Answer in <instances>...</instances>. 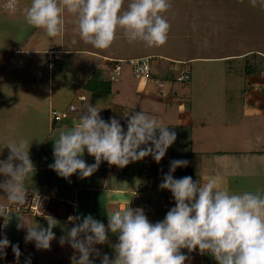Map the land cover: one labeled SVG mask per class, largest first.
<instances>
[{
  "label": "clouds",
  "instance_id": "obj_1",
  "mask_svg": "<svg viewBox=\"0 0 264 264\" xmlns=\"http://www.w3.org/2000/svg\"><path fill=\"white\" fill-rule=\"evenodd\" d=\"M250 3L256 7L258 0ZM123 5L124 0H31L23 16L27 26L43 29L53 38L64 30L62 13H73L74 31L96 49L109 48L118 28L129 43L140 41L147 47L166 43L170 24L162 14L171 7L169 0H130L126 9ZM100 111L88 103L77 124L59 130L53 144L54 162L48 165L58 176L68 179L78 172L79 178H87L102 161L123 168L151 155L159 163L176 140L174 131L143 110L127 115L126 129L115 117L103 119ZM4 147L9 154L0 159V175L4 177L0 180L4 195L0 197L9 206L0 205V228H6L13 216L9 208L19 210L29 199L25 181L35 170L24 139H10ZM85 150L95 163L87 164L82 158ZM187 165L185 159H173L163 175L159 188L172 193L175 206L161 221L150 222L142 208H132L130 203L123 211L107 212V224L91 214L69 216L67 220L74 226L59 238V244L67 243L79 254L78 258L73 256V264H95L93 257L99 258L100 264H185L188 256L182 249L189 253L198 249L217 264H264V190L230 192L221 188L214 176L203 183L188 175L174 178L176 169ZM41 205L40 201V211ZM15 216L17 228L26 229L25 243L34 242L37 250L50 249L56 239L55 218L47 216L44 227ZM109 232L118 238L110 245L112 257L95 247L109 241ZM10 244L6 236L0 239V254ZM12 248L19 258L18 245ZM26 264H31L30 258Z\"/></svg>",
  "mask_w": 264,
  "mask_h": 264
},
{
  "label": "crops",
  "instance_id": "obj_2",
  "mask_svg": "<svg viewBox=\"0 0 264 264\" xmlns=\"http://www.w3.org/2000/svg\"><path fill=\"white\" fill-rule=\"evenodd\" d=\"M19 1L29 2L28 5L31 3V0H0V13H12L17 12L18 10V12L23 14V9L28 5L25 6V3L20 4ZM4 3L5 6L2 5ZM128 3H130V0H124V9H126ZM169 3L171 4L169 10H171L172 13L180 12V8H182L180 4L189 5L191 7L190 12L193 14L199 13L196 18L194 17V20H191L194 29L193 33L196 34V28L199 29L198 27L201 26L199 32L203 35V40L208 39V45L199 42L197 43V47L195 45V48L196 50H200L199 47H206L207 49H204H209L210 53L212 51L210 55L202 56L200 53L193 51L192 56H168L167 53L161 54L160 56H152L154 53L152 52L151 47L139 44L140 42L138 41L129 43L124 36L123 31L119 28L116 32V38L109 48L96 49L91 44L85 43L76 32H71V29L75 28L74 20L70 18L69 25L71 27H66V23H68L66 19H68L69 16L68 12L65 11L62 13L64 30L60 35L53 38L48 37L46 40L41 41L37 36V42L39 45L36 46V42L33 45H30L29 48L31 52H28L27 50L24 52L23 49H17L19 53H24V56L14 57L11 59V64L13 66L14 63H16L14 67L18 70L20 76L23 73L27 75L28 72L31 71L32 76L37 78L42 76L46 61L48 62L47 66H49L50 69L54 68L56 69L55 71L58 72L57 63L58 60L62 59L61 56L59 58V55H70L65 56L70 65L69 70L70 73H77L76 77H78V80L74 83L73 88L69 90L67 89L65 92L68 91V93H72L74 96L76 94V97L77 95L85 96L84 98L79 97L80 100L86 104L91 103L98 109H101L100 116H102L101 113H104V115L107 116V119L108 117H115L126 129L128 114L143 110L151 115L157 109L156 106L150 104V102L153 101V96L148 92V95L145 94L148 96L147 100L144 92H142V90L146 88V85L150 84V78H138L141 83L138 85L137 89H135L132 83H129L127 78L124 80L120 78L114 81L110 80V70L112 63L115 60L123 61L125 58L132 60L142 57H150L151 60L159 58L161 61L157 70L151 62L154 71L152 76L154 77V81L155 78H163V73L174 70L176 64L185 65V70L183 71L187 70L190 72L186 65L188 63L228 62V75L233 77L234 75L236 76L235 80L227 82L223 89L226 90L228 88L226 91L233 93L236 98L240 99L237 106L232 108V111H235V114L238 115V122L235 121L234 117L232 121H229L230 117H226L222 122L213 121L212 119L207 118L206 115H202L201 111L198 112L193 105L188 107L187 103L185 104L183 101H181L176 107L165 104L162 108L164 110L163 115L158 116L156 120L161 125H167L170 131L176 133V137L180 134V151H186L184 155L194 154L193 157H195L189 161L191 162L189 163L190 165L185 167L188 169V171L185 172V175L183 172H181L183 174L179 173V168L181 167L177 168L179 170H177L178 174H173L175 178H181L188 175L192 176L194 181L198 180L203 183L209 176H214L217 179L219 186L230 192L238 193L249 190L256 191L257 189L264 190V64H257L254 62L252 66H249L248 64L243 66V59L249 58V56L253 54H258L264 57V53L260 50L254 51L252 48L241 50L240 47L237 48V50L240 49L239 52H233L234 48L227 51V47L223 48L220 44L215 43L216 39L221 40L228 35L227 31L225 33L222 32L221 27L219 26H222L223 24L227 26L228 24H225V19L221 18V15L218 14H240L250 12V10H252L249 8L250 0H169ZM20 5L21 7L18 8ZM259 12H264V7H261ZM200 14H207L209 17L205 18L203 20L204 22H201L199 21ZM233 35L228 40H234ZM29 38L30 36L24 38L22 44L25 46L28 45L31 40ZM55 38L56 40H54ZM211 38H213L212 41H210ZM249 40L251 41V38H249ZM42 41H46L47 43H41ZM78 42L81 43L79 44ZM40 44H42V46ZM128 46L130 47L129 50L123 49V47ZM137 51L148 52V56L132 57L131 55L137 54ZM50 52L54 53L51 54ZM38 54H45V56H43L44 59L42 56H38ZM50 55L54 58L51 64L49 63ZM1 57L4 58V60L6 59V56ZM259 58L260 56H256L255 61H262ZM232 62L234 63L232 64ZM259 65H261V67L258 68ZM157 84L160 89L166 87L164 82L163 86H160L159 83ZM97 93H108L110 100L105 101V98L100 99L101 97L95 96ZM135 94L142 95L140 97L142 100L141 102H138L135 99ZM231 105H234V103H231ZM72 106H74L73 109H71ZM60 108L64 110L66 109L64 107ZM79 109L80 108L74 104L70 105V110L73 112L78 111ZM84 109L85 108L83 107V110ZM56 114H58L56 109L50 111V115L54 118H52L53 128L60 126L64 121V119L61 121L56 120ZM15 119L10 120L11 123L17 124ZM68 120L71 123L74 121L72 119ZM65 127L70 128V126H61L59 129L55 130L49 126V134L56 135L52 140L53 142L58 138V130ZM3 139L6 138L3 131L0 129V159H6L9 154V151L3 148V145L5 146V144L1 142ZM183 139L188 142H185ZM48 141L49 139H47L46 135L41 147H38V151L35 152L31 158L34 164V169H38V171L35 172L34 170L29 178L26 179L25 184L29 190V188L37 183L35 187L37 189H34L33 193H31L32 191H29V193L50 198V204L47 207V210L45 208L42 209L44 210V214L34 213L35 215L32 216L26 214L30 218L27 223H38L39 225L47 227L48 222L46 217L51 216L54 218L57 215L59 216L56 218V220H59L57 225L62 226V223H67L74 226L72 223L68 222L67 218L69 216H77L76 205L78 203H76L75 200H69V203L74 204L73 206H75V210H72L73 208L71 207L68 209L63 208L59 203L64 202V199L57 197L59 189L62 186L66 187L68 185H65L67 181L68 183L70 182L74 189L77 186H81V188L86 190L97 188L103 193L108 191L110 195H112V192L121 194L128 193L129 189L124 186V183L118 184L119 176L122 174L121 169L115 168L114 166L112 167L108 163H106V167L104 163L102 166L103 169H107L105 175L103 173L99 175V172H94L91 176L81 179L77 172L73 175L72 181L71 177L68 179L63 178V181L60 180V176L48 167L49 164L54 162L53 153L49 152L43 154V156L40 154V152L43 151L42 148L48 143ZM170 148L171 153H166L159 163H157L151 155L148 156V166H151L148 172V183H146V185H148V197L151 194V188L159 185L156 178H163V175L167 173L165 163L168 165L171 161L168 157H173L175 152L177 155L179 153V149H174L172 145ZM85 153H87L86 150ZM89 162L87 164H92L91 161ZM167 168H169V166ZM46 170L52 171L49 172L51 173V176H49L50 174H48V172L46 173ZM40 171H42V177ZM3 179L4 177L0 175V180ZM155 189L157 188L155 187ZM75 190L77 191V189ZM158 192L160 193V191ZM77 193H79V191ZM135 194H137L135 198L138 197L136 191ZM0 195H4L3 190H0ZM144 195L147 196V193ZM57 199H59V201H57ZM169 199H173L172 193L169 190H166L156 196L153 195V200L151 202L147 201L148 207L146 209V214L148 212L147 216L153 217V223L163 220L167 211L175 206L174 203L170 204ZM54 202L55 204L49 209L51 203ZM7 204L8 202L3 197H0V205L6 206ZM112 206L114 208L116 207L115 205ZM1 225H3V221ZM21 234L22 243L18 245L21 253L19 258H17L16 254L13 252L11 246V248H7L9 250H6L8 251V254L4 250L5 254H7V258L10 256L8 260L6 259L5 254H0V264H24L26 262V248L23 243L26 229L21 228ZM114 239L115 238L111 239L109 237V241L106 243L107 246L114 244ZM30 246H32V248L28 251H32L33 258L36 259V264H40V261L42 263L48 262L46 259L42 260L35 257L38 252L34 242H30ZM3 259L6 261L3 262ZM69 260L71 259L69 258ZM32 264L35 263L32 262Z\"/></svg>",
  "mask_w": 264,
  "mask_h": 264
},
{
  "label": "rangeland",
  "instance_id": "obj_3",
  "mask_svg": "<svg viewBox=\"0 0 264 264\" xmlns=\"http://www.w3.org/2000/svg\"><path fill=\"white\" fill-rule=\"evenodd\" d=\"M28 1V0H27ZM20 4L25 3L27 6L29 2L19 1ZM264 3V0H258V4L256 7H252L250 3V12L244 13H235V14H218L221 15V18L225 19V24L228 25H219L221 27L222 32L227 31V36L221 40L215 41V43L220 44L223 48L227 47V51L229 49L234 48L233 52H239L237 48H241V50L245 49H254L260 50L264 53V12H259L261 7L260 4ZM5 6V3L2 4ZM182 8H180V12L172 13L171 10L168 9V13H163L168 23L170 24V30L168 32L167 41L164 45L158 47H151L154 55L152 56H160L161 54L167 53L168 56H192L193 51L200 53L202 56L210 55V50H206V47H199L200 50H196L195 45L197 47V43H205L208 45V39L203 40V35L200 34L199 29L196 28V34L193 33V26L191 20H194V17L198 16L199 13H191V7L187 4H180ZM21 5L18 7L20 8ZM68 19L66 21V27L69 28L70 18L76 21V16L73 13H68ZM207 14H200L199 21L204 22L205 18H208ZM222 19V20H223ZM219 22V20H218ZM219 24V23H218ZM71 27V26H70ZM210 31V30H208ZM71 32L74 33V29H71ZM199 32V33H198ZM198 34V35H197ZM200 34V35H199ZM234 34V35H233ZM234 36V40H228L231 36ZM30 36V42L28 45H23L24 38ZM46 40L48 37L45 35L43 29H36L27 26L23 14L20 12H12V13H0V129L3 131V134L6 139L1 140L4 144L8 142L10 139H24L27 142V146H29V156L30 159L33 157L34 153L38 151L41 147L43 140L47 135V139H49L48 143L42 148V152H40L41 156L46 153H53V138L56 137L54 134H49V126L52 129H59L61 126H70L75 125L79 122V117L83 111V107H86V103L80 100L79 96L76 94L65 92L67 89H71L74 86V83L78 80L77 73H70L69 63L67 62V57L70 56L68 54H61L62 59L58 60V72H56L54 68L50 69L48 62L46 61L44 72L42 71V76L35 78L32 76V72L29 71L28 74H22L21 76L18 73V70L14 67L16 63L12 66L11 59L14 57L24 56L22 53H19L17 49H23L25 52L30 51L29 46L33 45L36 42V46H38V40ZM201 36V37H199ZM71 38V37H70ZM227 38V39H226ZM251 38V41L249 40ZM211 38L210 41H212ZM56 40V38L54 39ZM56 42V41H55ZM70 42V41H69ZM140 42V41H138ZM41 43H47L46 41H42ZM57 43V42H56ZM79 43V42H78ZM81 43V42H80ZM79 43V44H80ZM59 44V43H58ZM145 46L143 42H140ZM42 46V44H40ZM241 45V46H240ZM206 48V49H204ZM125 50H129L130 47H123ZM145 50V48H144ZM137 54H132V57H142L148 56V52H136ZM222 54V53H219ZM1 56H6V59ZM27 56V54H26ZM38 56H45V54H38ZM81 56V55H78ZM260 56V60L255 61V57ZM64 58V59H63ZM44 59V57H43ZM6 61V62H5ZM159 58H155L151 60L154 64V68L157 70L160 63ZM236 62V61H234ZM232 62V64L234 63ZM244 65L247 64L252 66V64H264V57L258 54H253L249 56V58L243 59ZM228 62H213V63H204V62H194L186 64L191 72L192 79L189 81L179 80L178 77L181 75V72L185 70V65L176 64V68L174 70L163 73V78H160L161 82H164L165 88L160 89L158 84L155 83L154 77H150V84L146 85V88L142 90L144 95L148 92L153 96L150 104L156 106V111L151 115L156 119L158 116L163 115V106L165 104L173 105L174 107L178 106L181 101L183 103H187L188 107H193L198 110V112H202V115H206L207 118L212 119L216 122H222L226 117H230L229 121L233 120L238 122V115L235 114V111H232L234 106H237L239 103V98H236L233 93H230L223 89L225 88L226 83L229 81L235 80V76L228 75L229 67H227ZM238 65V63H237ZM122 72L120 79H125L132 83L135 89L138 88L139 82L138 78H136L133 74L134 65L130 61V59L125 58L122 62ZM261 65L258 66V68ZM257 69V68H255ZM246 70V69H245ZM36 82V83H35ZM36 86V88H35ZM149 86V90H148ZM228 87V86H227ZM97 97H101L100 99L105 98V101L110 100V96L108 93L103 94H95ZM141 94H135V99L138 102H141ZM146 96V95H145ZM148 100V96H146ZM101 102V101H100ZM234 103V105H231ZM76 105L80 108L78 111H71L70 105ZM105 104V102H104ZM60 107L66 108L61 109ZM56 109L58 114L62 112H68V119L74 120L73 123L69 122V120L64 119V121L53 128V116L50 115V111ZM176 110V109H175ZM233 115H232V114ZM238 113V112H237ZM101 117L103 119H107V116L104 113H101ZM51 117V118H50ZM16 118V119H15ZM15 119L17 124L11 123L10 120ZM54 119V118H53ZM22 120V122H21ZM109 120V117L108 119ZM106 120V121H107ZM72 124V125H71ZM21 128V130H20ZM68 127H65L66 129ZM59 131V130H58ZM179 136H181L179 134ZM177 135L176 140L172 144L173 148L178 150L179 153L175 152L172 156H169L168 159H185L188 161V165H190V160L194 159L193 155H184L186 151H180V141ZM184 140V139H183ZM185 142H188L184 140ZM39 147V148H38ZM171 146L167 149L166 153H171ZM3 148L9 151L8 148ZM86 163L91 161V163H95V158L93 156L88 155V153H84L82 157ZM197 158V157H196ZM88 161V162H87ZM90 163V162H89ZM103 163L105 167L107 166L106 161H102L98 167L99 175L107 172V169H103ZM166 164V171H169L168 166L170 163ZM187 165V166H188ZM115 168H120L115 165ZM186 166V167H187ZM151 166H148V156L143 158L142 160L129 163L127 166L120 168L122 174L119 176L118 184H123L129 189L127 194L124 193H115L112 192V195L107 191L105 193L100 192L97 188L95 189H83L81 186H77L75 189L72 187L70 182L65 183L68 184L66 187L62 186L59 189V194L57 197L60 199H64V202H60L63 208H73L75 210L74 204L69 203V200H72L76 203V215L81 217L92 214L93 218L100 220L101 222L107 224V212H115L116 210L123 211L127 208L130 203L132 208H142L144 210L145 215L148 202L153 200V195L161 194L165 192L167 189L161 190L158 186H153L151 194L148 197V172ZM181 167L179 170H181ZM103 170V171H101ZM178 169L173 174H178ZM178 170V171H179ZM38 169H35L37 172ZM41 177H42V171ZM45 172V171H43ZM50 174L51 170H46V173ZM74 175V174H73ZM73 175L71 176V181L73 179ZM97 175V174H94ZM175 178V176H174ZM179 178V177H177ZM60 180L63 181V178L60 177ZM158 184L161 183L162 178H156ZM79 182V180L77 179ZM37 183L34 184L33 187L29 188V191L33 193ZM76 186V185H74ZM79 191V193H77ZM138 193V197L135 198ZM160 191V193L158 192ZM252 191V190H249ZM147 193V196L144 194ZM59 201V199H57ZM170 204L174 203V199H169ZM41 214H44V210L49 206V199L42 198L41 200ZM51 203L49 209L52 208ZM71 204V205H70ZM112 205H115L114 208ZM5 206V205H4ZM7 204L5 207H8ZM11 207L9 211L12 213V217H10V221L8 226L4 229L0 228V239L5 236L11 242V244L7 248H11L12 245H20L22 243V234L21 228H17V217L15 215L24 216L25 222H27L30 218L29 216L35 215L32 211H20L13 209ZM73 212V211H72ZM75 213V212H74ZM59 216H55L56 219ZM150 222H153L154 219L151 216H147ZM3 221V218L0 217V225ZM59 221V220H57ZM65 224V225H64ZM64 225V226H63ZM46 227V226H45ZM72 226L67 223H62V226L56 225L53 228V232L55 233L56 239L51 242V247L49 250H37L38 254H36V258L46 259V263L40 264H73V256L78 258L79 254L75 252V250L69 245L65 244L61 246L59 244V238L62 235H65L66 230L70 229ZM108 237L115 238V243L117 242V236L109 232ZM112 242V241H111ZM24 246L26 248V260L30 258L31 264L34 262L36 264V259L33 257L31 250L32 246H30V242L25 243ZM95 247L99 248L101 254H108L110 257L114 255V251L111 246H107V244L96 245ZM4 249L8 254L9 249ZM110 249V251H109ZM182 253L188 256V259L185 261V264H204L205 256L207 254L201 255L199 250L193 251L191 253L188 252L187 249H182ZM3 252V254H5ZM7 254H5L6 259ZM210 259L213 261L211 256ZM69 258L71 260H69ZM95 264H100V259L95 258ZM6 261L3 259V262ZM11 264V263H9ZM26 264V262L24 263Z\"/></svg>",
  "mask_w": 264,
  "mask_h": 264
},
{
  "label": "built area",
  "instance_id": "obj_4",
  "mask_svg": "<svg viewBox=\"0 0 264 264\" xmlns=\"http://www.w3.org/2000/svg\"><path fill=\"white\" fill-rule=\"evenodd\" d=\"M51 54H53L54 52H50ZM54 58L50 55L49 56V63L51 64L53 62ZM133 65H134V70H133V74L134 76H136L137 78H150L153 76V68H152V63H151V58L150 57H142V58H138V59H132L130 60ZM122 60H115L112 63V67L110 70V80L114 81V80H118L121 76V72H122ZM179 80L182 81H189L191 79V74L189 71H182L181 75L178 77ZM156 83H159L160 86H163V82H161V80L159 78H155ZM80 98H84L85 96H79ZM72 109L74 108V106L71 107ZM68 117V113L67 112H62L60 114H56V119L57 120H62L63 118ZM42 200V197L40 195L37 194H30L29 195V199L27 200V202L23 205V207L21 209H19L20 211H27V210H31L33 212H37V213H41L39 210L40 207V201ZM10 209V208H9ZM15 209V208H13Z\"/></svg>",
  "mask_w": 264,
  "mask_h": 264
},
{
  "label": "trees",
  "instance_id": "obj_5",
  "mask_svg": "<svg viewBox=\"0 0 264 264\" xmlns=\"http://www.w3.org/2000/svg\"><path fill=\"white\" fill-rule=\"evenodd\" d=\"M56 120H57V119H56ZM186 171H188L187 168H182V170H180L179 173H180V174H183V173H184V175H185V172H186ZM181 172H183V173H181ZM209 256H210V255H208V254L205 256L204 264H217V262H216L215 260L212 261V260L210 259ZM212 259H213V258H212Z\"/></svg>",
  "mask_w": 264,
  "mask_h": 264
}]
</instances>
